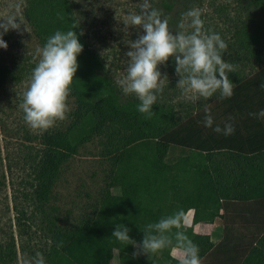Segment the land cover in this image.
Returning a JSON list of instances; mask_svg holds the SVG:
<instances>
[{"label": "trees", "instance_id": "trees-1", "mask_svg": "<svg viewBox=\"0 0 264 264\" xmlns=\"http://www.w3.org/2000/svg\"><path fill=\"white\" fill-rule=\"evenodd\" d=\"M201 1L152 0V7L161 12L162 19H168L170 30L177 32L183 14L199 6ZM244 9L248 14L236 33L239 35L237 49L243 50V60L259 69L250 77L235 81L231 98L219 96L213 103L224 108L220 115L225 119L242 116L239 110L252 113L259 105H264V88L260 86L264 83V0H247ZM27 17L37 23V34L43 46L56 31L66 32L73 26L83 44V51L77 57L79 68L70 89L75 109L66 132L56 129L42 136L43 149L35 169L34 200L40 205L48 201L60 168L72 157L77 141L84 143L105 135L109 139L107 155L111 156L113 170L108 188L101 194L91 218L82 220L72 230L50 229L47 264H112L114 251L118 253V264H153L164 257L170 260V252L176 248L174 238L173 245L151 254L147 260L134 257L132 245L125 246L112 237L115 225L122 223L129 227L130 237L137 241L148 224L176 212H183V221L187 211L194 209L200 221H207L218 213L220 201L264 198V142L258 140L264 137V125H258L260 120L252 123L260 130L245 136L247 150L242 149L244 146H232L228 153L235 158L227 160L224 167L213 155L223 146L215 145L217 135L226 136L213 128L216 125L223 128L227 121L217 123L214 119L213 128H208L203 123L205 115L198 113L178 121L171 109H164L158 102L153 105L154 114L146 118L137 110L138 98L118 90L112 76L79 35L81 31L68 0H54L50 7L46 0H30ZM238 59L234 62L240 61ZM168 65L175 69L172 58ZM9 76L10 71L1 67L0 83ZM239 121L249 125L251 118ZM172 147L180 148L182 153L173 161L168 160ZM240 186L253 188L235 192L233 188ZM114 187L133 193L130 208L111 192ZM125 196L129 198L128 193ZM212 207L210 214L202 216V212ZM178 230L181 231L173 228L172 233ZM184 233L193 242L204 240L208 245L206 238L193 236L191 230ZM61 241L62 247L58 248ZM202 255L200 252L199 256Z\"/></svg>", "mask_w": 264, "mask_h": 264}, {"label": "rangeland", "instance_id": "rangeland-1", "mask_svg": "<svg viewBox=\"0 0 264 264\" xmlns=\"http://www.w3.org/2000/svg\"><path fill=\"white\" fill-rule=\"evenodd\" d=\"M51 2L54 0H46L47 6L50 7ZM68 2L88 48L97 55L104 69L112 76L114 85L122 91L117 81L126 73L125 53L130 50L124 42L127 39L135 40L138 34L137 29L130 28V35L126 37L122 31V20L128 13L138 12L142 0ZM150 3L152 5V0ZM246 4L247 0H202L195 7L203 12L205 29L218 33L227 43L223 59L236 66L235 73H229L234 84L236 80L248 78L259 69L243 60V50L237 49L239 35L236 33L246 21ZM29 8L30 0H0V21L14 19L20 25L19 29L3 34L8 48H0V68L10 71L8 79L0 83V264H22L23 257L34 256L36 252L42 253L46 260L51 246L50 229L72 230L82 220L91 218L113 175L111 156L107 155L109 139L105 135L84 143L77 141L72 157L60 168L48 201L40 205L34 200L33 185L35 169L43 149L42 136L56 129L66 132L76 104L75 98L69 95L70 112L67 119L57 121L46 131L32 129L24 120L21 104L32 71L40 59L37 49L43 47L37 34V23L27 17ZM237 58L240 61L234 62ZM169 61L170 58L166 65L159 66L161 73L167 74L169 83L166 82L158 103L166 110L171 109L178 121H184L212 104L219 93L196 102L186 100L176 87L179 76L173 67L169 68ZM261 110H264V105H259L255 112ZM253 122L262 126L264 118H251L249 125L245 122L235 123L234 134L226 137L217 135L219 141L215 145L220 143L223 146L216 150L214 160L223 162L226 167L228 149L244 146L242 149L247 150L245 136L260 130L258 125H252ZM258 140L264 142V137ZM231 141L234 142L230 144ZM178 156H182L181 149L172 147L168 160L173 161ZM111 192L121 197L122 203L127 204L125 206H132L133 193L121 187H114ZM125 193L129 194V198H126ZM142 239L143 234L140 235V241ZM117 255V251H114L112 264H118ZM150 255L139 256L150 259ZM153 264L160 263L155 261Z\"/></svg>", "mask_w": 264, "mask_h": 264}, {"label": "clouds", "instance_id": "clouds-1", "mask_svg": "<svg viewBox=\"0 0 264 264\" xmlns=\"http://www.w3.org/2000/svg\"><path fill=\"white\" fill-rule=\"evenodd\" d=\"M202 14L199 8L188 10L178 25L180 31L173 32L168 19H162L161 12L152 7L150 0H142L139 11L128 13L122 20V31L126 37L130 35V28L137 29L138 34L135 40L124 42L130 50L125 53L126 73L117 83L125 95L138 98L137 110L146 118L154 114L153 105L157 104L166 82L169 83L167 74L159 70V66L166 65L169 58L175 61V71L179 76L176 87L186 100L210 99L217 93L221 99L233 96L236 84L229 78V73H235L236 66L223 59L228 45L218 33L205 29ZM19 27L14 19L0 21V48H8L3 34ZM75 28L73 26L66 32L56 31L42 48L37 49L40 59L32 71L21 104L24 120L32 129L46 131L57 121L67 119L70 112L68 98L79 68L77 57L83 51ZM260 86L264 88V83ZM204 111V126L213 128L214 118L210 109L205 107ZM249 115L264 118V110ZM233 120L234 117H229L223 128L216 125L213 130L225 136L232 135L235 132ZM182 217L183 212L180 211L148 224L142 231L141 242L132 239L129 235L131 229L122 223L115 225L112 237L137 249L134 257L162 251L173 245L174 238L175 247L181 252L179 264H201L198 245L182 231L172 233L173 228L180 229ZM62 244L59 242L57 247H62ZM22 264H46V260L42 253L36 252L34 256L23 257Z\"/></svg>", "mask_w": 264, "mask_h": 264}, {"label": "crops", "instance_id": "crops-1", "mask_svg": "<svg viewBox=\"0 0 264 264\" xmlns=\"http://www.w3.org/2000/svg\"><path fill=\"white\" fill-rule=\"evenodd\" d=\"M218 97L215 98V101ZM213 103L205 107L210 109L216 122L228 121L227 118L225 119L220 115L224 108L215 106ZM205 107L191 116L196 113L205 115ZM239 111L243 115L235 117L233 123L242 122L239 120L246 118L253 119L249 115L250 112ZM232 158L235 156L228 154L226 159L231 160ZM252 188L240 186L233 189L235 192L243 193L251 191ZM219 207L218 213L207 221H200L195 216L194 209L188 210L180 227L183 232L191 230L193 236L206 238L208 245L205 244L204 240H194L200 249L199 253L203 252L200 257L201 264H264V198L258 200H224L220 201ZM212 211L213 207L206 213L202 212V216L203 214L208 215ZM137 242H141L140 236ZM135 251L137 249L134 248ZM180 257L181 252L176 247L170 252V260L164 257L158 262L160 264H179ZM145 258L149 260L147 257Z\"/></svg>", "mask_w": 264, "mask_h": 264}]
</instances>
